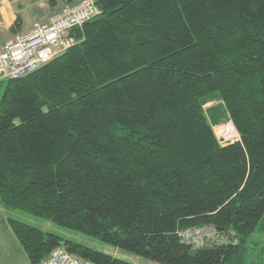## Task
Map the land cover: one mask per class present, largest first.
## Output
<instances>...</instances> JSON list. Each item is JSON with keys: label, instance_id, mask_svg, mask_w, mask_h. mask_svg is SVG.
<instances>
[{"label": "trees", "instance_id": "obj_1", "mask_svg": "<svg viewBox=\"0 0 264 264\" xmlns=\"http://www.w3.org/2000/svg\"><path fill=\"white\" fill-rule=\"evenodd\" d=\"M94 3L71 48L0 82V202L158 264H260L249 240L264 233V0ZM224 119L239 140L220 145ZM9 224L28 264L56 247L133 264ZM204 226L232 238L182 241Z\"/></svg>", "mask_w": 264, "mask_h": 264}, {"label": "rangeland", "instance_id": "obj_2", "mask_svg": "<svg viewBox=\"0 0 264 264\" xmlns=\"http://www.w3.org/2000/svg\"><path fill=\"white\" fill-rule=\"evenodd\" d=\"M10 1L13 2L14 9H17V4H22L20 0ZM78 1L79 0H71V2L65 3L64 0H54L52 1V3H54L53 5L55 7L52 8L51 0H27L26 2H24L25 5L30 7H38L45 11H43L40 15H34L33 13L30 14V11H26L25 15H23L22 13H20V15L17 14V16L15 17L14 24L11 26L10 29H6V26L10 23V17H6L0 14V44L16 34L28 32L33 27L34 23L40 21H47L54 13L58 12L64 6L75 4ZM1 7L2 5L0 2V9ZM56 7L58 8L54 11V13L49 14ZM17 19L19 27L15 24ZM218 102L219 100H214L206 104L204 106V109L207 110L211 106L216 105ZM212 129L220 145H227L239 140V135L237 134L233 124L228 119H224L218 124L212 125ZM10 218L34 226L45 233L60 234L65 238H69L75 242L84 244L95 250L113 255L133 264H158L156 262L147 260L137 255L115 249L110 245L101 243L81 233L60 228L57 225L51 223L50 221L35 218L20 211L9 210L5 208L1 202L0 264H28L27 256L20 244L18 243L17 239L15 238L13 231L10 227ZM179 235L182 241L191 244L194 248L210 247L215 244L226 242L227 239L232 238L227 237L225 234H222L214 228L207 226L180 231ZM249 241L252 243L254 242L256 244L255 248L258 249L259 252L263 251L260 264H264V233L253 234L250 237ZM255 262L258 263V261Z\"/></svg>", "mask_w": 264, "mask_h": 264}, {"label": "built area", "instance_id": "obj_3", "mask_svg": "<svg viewBox=\"0 0 264 264\" xmlns=\"http://www.w3.org/2000/svg\"><path fill=\"white\" fill-rule=\"evenodd\" d=\"M94 0L64 6L47 21L33 24L0 44V82L23 78L75 44L71 32L99 14ZM39 264H94L56 247Z\"/></svg>", "mask_w": 264, "mask_h": 264}, {"label": "crops", "instance_id": "obj_4", "mask_svg": "<svg viewBox=\"0 0 264 264\" xmlns=\"http://www.w3.org/2000/svg\"><path fill=\"white\" fill-rule=\"evenodd\" d=\"M26 1L27 0H20V2L22 4H20V5L17 4V6H16L17 9H14V4H13L12 1H10V0H0L1 5H2V7L0 9V14H2L3 16H6V17H10V19H9L10 23L6 26V29H10L11 26L14 24L15 17L17 16V14L20 15V13H22L23 15H25L26 11H30V14L33 13L34 15H40L43 11H45V10H42L41 8H38V7H30V6L25 5L24 2H26ZM53 7H55V6H52V8ZM57 8L58 7L53 9L49 14L54 13V11ZM4 28H5V26H4ZM0 32H1V26H0Z\"/></svg>", "mask_w": 264, "mask_h": 264}]
</instances>
